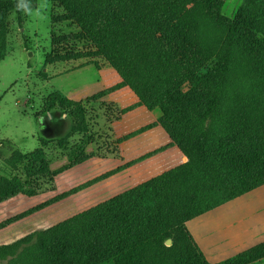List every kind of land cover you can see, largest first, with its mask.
<instances>
[{"label":"trees","instance_id":"trees-1","mask_svg":"<svg viewBox=\"0 0 264 264\" xmlns=\"http://www.w3.org/2000/svg\"><path fill=\"white\" fill-rule=\"evenodd\" d=\"M62 10L51 23L75 34L50 36L44 65L103 59L136 107L158 110L159 126L186 162L79 214L9 245L6 264H213L186 223L264 186V0H243L232 18L226 0H50ZM35 0H0V63L9 16L34 10ZM81 44L82 51L68 49ZM44 112H68L70 131L40 139L28 154L12 151L5 165L22 177L0 176V204L35 196L53 177L43 148L81 136L66 170L91 154L85 110L52 92ZM170 240V246L165 243ZM214 264H264V242Z\"/></svg>","mask_w":264,"mask_h":264},{"label":"rangeland","instance_id":"rangeland-1","mask_svg":"<svg viewBox=\"0 0 264 264\" xmlns=\"http://www.w3.org/2000/svg\"><path fill=\"white\" fill-rule=\"evenodd\" d=\"M35 1L34 10L23 12L20 26L15 13L9 16L6 56L0 63V176L22 177V168L13 172L5 165L12 151L28 154L40 146L41 138L57 140L70 131L67 111L43 110L54 91L84 108L87 136L92 139L86 153L91 156L59 172L81 136L68 139L63 149L56 143L46 145L49 170L58 173L40 180L35 196L22 195L0 204V245L41 232L186 162L155 126L158 110L136 107L137 99L128 88L108 93L120 79L103 59L44 65L51 34L55 38L72 35L77 28L70 23L52 24L51 16L61 15L62 10L50 0ZM242 2L226 0L222 14L232 18ZM68 49L82 51V45L69 43ZM251 198L239 197L216 208V225L230 217L229 223L241 234L264 226V215L249 209ZM247 239L233 250L254 242ZM9 259L0 257V264Z\"/></svg>","mask_w":264,"mask_h":264},{"label":"crops","instance_id":"crops-1","mask_svg":"<svg viewBox=\"0 0 264 264\" xmlns=\"http://www.w3.org/2000/svg\"><path fill=\"white\" fill-rule=\"evenodd\" d=\"M166 142V144L169 143L168 139ZM184 159L185 158L182 155V163L184 162ZM241 197H252V200L248 202V205L250 206L249 209L257 214L264 215V208H262L264 206V186H261ZM218 209L207 212L185 224L208 262L213 264L218 263L264 242V226L256 227L251 232L241 234L235 229L233 224L229 223L231 221L230 217L225 220L224 224H220L218 221L219 225H216L217 219L213 213L218 212ZM219 226H222L221 229ZM246 237H248L246 241L252 240L254 242L251 244L249 243L242 250L235 252L233 249H236L238 245H241ZM232 250L234 252L230 254L229 252Z\"/></svg>","mask_w":264,"mask_h":264},{"label":"water","instance_id":"water-1","mask_svg":"<svg viewBox=\"0 0 264 264\" xmlns=\"http://www.w3.org/2000/svg\"><path fill=\"white\" fill-rule=\"evenodd\" d=\"M170 243H171L170 240H167L166 243H165V245L166 246H170Z\"/></svg>","mask_w":264,"mask_h":264}]
</instances>
